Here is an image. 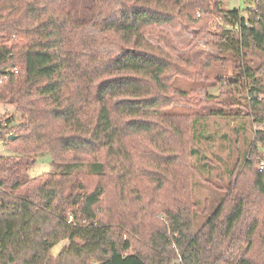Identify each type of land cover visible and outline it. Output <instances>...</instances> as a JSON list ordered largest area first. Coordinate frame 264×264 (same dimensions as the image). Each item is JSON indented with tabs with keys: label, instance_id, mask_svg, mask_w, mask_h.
<instances>
[{
	"label": "trees",
	"instance_id": "trees-1",
	"mask_svg": "<svg viewBox=\"0 0 264 264\" xmlns=\"http://www.w3.org/2000/svg\"><path fill=\"white\" fill-rule=\"evenodd\" d=\"M69 1L0 0V105L19 114L0 120L12 152L0 155V264H264V129L216 177L215 207L199 210L195 162L209 171L210 160L195 119L164 112L214 97L197 100L173 79L206 82L216 59L230 63L216 81H241L250 120L264 122V0L243 11L91 0L89 23ZM179 28L188 43L175 41ZM200 38L217 56L192 62L184 54ZM222 101L207 114H230ZM39 153L55 169L28 177Z\"/></svg>",
	"mask_w": 264,
	"mask_h": 264
},
{
	"label": "rangeland",
	"instance_id": "rangeland-1",
	"mask_svg": "<svg viewBox=\"0 0 264 264\" xmlns=\"http://www.w3.org/2000/svg\"><path fill=\"white\" fill-rule=\"evenodd\" d=\"M220 1L223 9L237 8L243 11L248 6L245 0ZM90 6L91 0L69 1V7L75 18L86 23H89L90 19ZM212 30L215 29L212 28ZM172 35L179 44H186L193 38V33L184 28L172 31ZM214 47L211 41L200 38L184 54V57H187L192 62H197L208 55L217 56V51ZM211 64V67L207 69L211 72L208 81L198 82L175 77L173 85L179 89L191 91L192 96L197 100H204L207 95L214 97L208 99L205 103L204 101L201 104L198 103L196 107L175 105L164 110L166 113L188 114L190 118L195 119L194 130L199 138L205 156L210 160L208 162L211 168L209 171L205 170L197 160L195 162L198 173L193 177V197L199 210L205 206L210 209L215 207L218 198L222 195V192L215 187V185L219 186L220 184L216 177L218 175L220 177L224 176L225 169L230 168V166L236 163L237 159L241 160L247 153L254 131L256 129H264V122H252L250 120L245 107V103H247L246 89L242 85V82L240 81L235 85H227L226 83L221 85L220 82L216 81L218 73H221V76L225 73L229 75L230 63L227 64V69L222 67L220 60L213 59L211 60ZM222 87H225V89H222ZM259 98L261 97L259 96ZM220 99L225 100L222 101L223 110L230 114L225 116L208 115V110L212 111L220 108ZM12 113H15L12 107L0 105V120H3L7 115ZM15 114L19 115L18 113ZM200 133L205 137H200ZM10 154L12 152L0 140V155L7 156ZM33 161V165L25 170V174L28 177H35L55 169L48 153L35 155ZM212 182L214 185L211 184ZM204 219L205 217L202 215L200 220L203 221ZM69 220H71V217H69ZM200 220L196 219L194 224L195 229L200 226ZM66 243V240L56 243L50 251L52 257H55ZM177 263L178 260L175 264Z\"/></svg>",
	"mask_w": 264,
	"mask_h": 264
},
{
	"label": "built area",
	"instance_id": "built-area-1",
	"mask_svg": "<svg viewBox=\"0 0 264 264\" xmlns=\"http://www.w3.org/2000/svg\"><path fill=\"white\" fill-rule=\"evenodd\" d=\"M264 168V161L261 160L259 164V170H262Z\"/></svg>",
	"mask_w": 264,
	"mask_h": 264
},
{
	"label": "water",
	"instance_id": "water-1",
	"mask_svg": "<svg viewBox=\"0 0 264 264\" xmlns=\"http://www.w3.org/2000/svg\"><path fill=\"white\" fill-rule=\"evenodd\" d=\"M9 137H12V136H9Z\"/></svg>",
	"mask_w": 264,
	"mask_h": 264
}]
</instances>
